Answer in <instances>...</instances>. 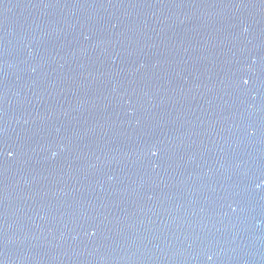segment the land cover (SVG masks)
I'll list each match as a JSON object with an SVG mask.
<instances>
[{
	"label": "water",
	"instance_id": "1",
	"mask_svg": "<svg viewBox=\"0 0 264 264\" xmlns=\"http://www.w3.org/2000/svg\"><path fill=\"white\" fill-rule=\"evenodd\" d=\"M0 264H264V0H0Z\"/></svg>",
	"mask_w": 264,
	"mask_h": 264
}]
</instances>
